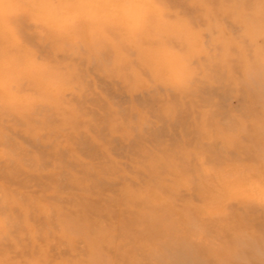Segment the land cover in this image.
Listing matches in <instances>:
<instances>
[{
  "label": "clouds",
  "instance_id": "clouds-1",
  "mask_svg": "<svg viewBox=\"0 0 264 264\" xmlns=\"http://www.w3.org/2000/svg\"><path fill=\"white\" fill-rule=\"evenodd\" d=\"M203 6L214 14L210 2ZM112 7L174 8L164 0L116 5L96 0H0V60L5 64L0 76V264H135L107 253V259H100L99 243L71 256L51 250L54 244L64 248L82 237L71 225L83 222L81 202L96 199L93 190L101 185L108 189V199L141 210L162 208L179 197L181 223L193 243L202 238L203 226L227 222L236 208L264 210V145L259 152L250 148L245 163H217L252 122L237 117L221 124L210 119V110L205 119L182 121L184 101L207 79V61L236 55L264 63V0L250 14L237 15L239 31H228L219 21L207 26L190 21L177 29L163 25L149 11L137 33L149 37L135 56L142 90L132 98L108 86L100 65L89 71L103 91L90 87L91 77L82 78L78 61L68 67L50 62L41 73L31 69L24 58L31 37L39 34L50 51L71 48L87 34V10ZM68 10L77 13V20L61 27ZM122 20L117 16L102 26L122 34ZM12 56L15 60L8 67ZM13 129L30 130L31 135L22 140ZM177 140L180 147L175 146ZM45 170L60 175L64 195L56 198L70 206L55 228L41 226L42 210L51 208L55 217L56 208L51 197L33 186Z\"/></svg>",
  "mask_w": 264,
  "mask_h": 264
},
{
  "label": "rangeland",
  "instance_id": "rangeland-1",
  "mask_svg": "<svg viewBox=\"0 0 264 264\" xmlns=\"http://www.w3.org/2000/svg\"><path fill=\"white\" fill-rule=\"evenodd\" d=\"M96 2L116 5L126 1L96 0ZM164 2L174 8L159 7L151 10L157 17L160 15L158 18L163 25L180 29L190 21L199 26H207L209 21L213 23L219 21L228 31H239L241 26L237 22V15L250 14L259 0H164ZM209 2L212 4L214 14L207 13L203 6ZM122 11V8L115 7L98 10L100 15L102 14L101 19L108 18L105 20L107 22L111 18L122 16L124 29L122 34L109 31L106 38H99V33L90 32L88 27L86 36L83 39L78 38L73 47H56L51 51L43 43L44 38L36 34L30 38L32 43L28 44L24 58L35 73L46 71L50 62L68 67L71 62L78 61L83 65L82 78L87 80L91 77L90 87L103 91L100 88V81L89 71L92 65H100L104 69L102 79L108 86L122 97H135L142 90L136 81L138 61L135 56L137 49L143 46L148 36L145 35L144 38L136 35L141 24L139 29L128 31L127 18L123 16ZM149 11L147 7H142L141 20ZM63 17L64 26H70L76 22L77 13L68 10ZM205 39L206 41L210 39L208 34H205ZM33 44L38 46L33 47ZM220 51H223L222 47ZM14 60V56L9 57L7 66L11 67ZM1 65H5L2 60ZM72 67L76 68L78 65L72 63ZM206 69L208 76L202 88L184 101L182 121L190 124L192 119L194 121L205 119L209 115V110L210 119L221 124L234 122L237 117L251 121L241 141L231 144L217 160L221 166L228 163H245L250 148H255L259 152L260 146L264 145V63L255 57L243 59L233 55L225 60L220 56L207 61ZM0 70H3L2 66ZM2 75L3 72L0 71V76ZM13 132L22 140L26 139L24 136L31 135L30 130L13 129ZM175 146L180 147L179 140ZM214 154L217 157L221 155L215 149ZM200 159L203 163L205 157L201 156ZM33 186L51 197L50 203L56 208L55 217H52L51 208L42 210L41 226L55 228L63 210L70 207L56 198L57 196L62 198L64 195L60 175L45 170L39 184L33 182ZM107 191L103 185L98 186L93 190L96 199L82 200L83 210L79 215L83 216L84 220L71 225L74 230L83 233L82 237L73 245L64 248L52 245L53 253L57 256H71L73 251L79 252L83 248L99 243L101 245L99 258L102 260L107 259L105 255L107 253L113 259L135 264H168L169 249L173 246L190 245L197 249L198 257L209 261L208 264H249L242 254H238L239 250L246 246L253 253L264 249V210L236 208L227 222H212L203 226L202 238L193 243L181 223L183 207L179 197L174 203L162 208L141 210L128 207L119 199H108ZM98 206L102 207L101 211L94 210ZM20 217H23L22 212Z\"/></svg>",
  "mask_w": 264,
  "mask_h": 264
},
{
  "label": "bare ground",
  "instance_id": "bare-ground-1",
  "mask_svg": "<svg viewBox=\"0 0 264 264\" xmlns=\"http://www.w3.org/2000/svg\"><path fill=\"white\" fill-rule=\"evenodd\" d=\"M141 9L142 8H139V7L136 9H123V11H122L123 16L125 18H127L126 29L128 31L131 32L132 29H134V28L139 29L140 24L142 22V20L140 18L141 17L140 16ZM157 9H159V8H157ZM158 12H159V10H158ZM101 15L97 9H88L87 12L85 13L86 23L88 24L90 32L96 31V33H99V35H98L99 38H106L107 33L109 31L104 30L102 24L104 22H107L105 20H108V18L104 17L101 19V17H102ZM158 17H160V15H158ZM64 19L65 18L62 17V22L60 24L61 27H67V26H64V22H65ZM96 33H91V34H96ZM143 37L145 38V36H143ZM148 39H149V37H148ZM102 41H104V40L102 39ZM1 66L3 67V70H4L5 65H1ZM3 70H0V71L3 72ZM169 242H171V241H169ZM249 242H251V241H249ZM197 252H198L197 249L195 250L190 245H185L183 247L182 246H178V247L173 246L171 249H169V252L167 254L168 257L170 258V262L168 264H208L209 261L206 259H201L200 257H198L196 254H199V253H197ZM238 254L239 255L242 254V256H244V258H245V261L248 262L249 264H264V249H259V250H257V252L253 253L252 250L248 249V247L246 246V248L240 249Z\"/></svg>",
  "mask_w": 264,
  "mask_h": 264
}]
</instances>
